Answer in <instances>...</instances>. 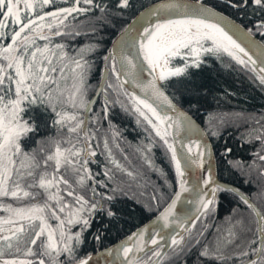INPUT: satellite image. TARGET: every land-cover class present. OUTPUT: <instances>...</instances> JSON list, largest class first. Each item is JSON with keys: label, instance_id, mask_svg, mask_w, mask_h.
Returning a JSON list of instances; mask_svg holds the SVG:
<instances>
[{"label": "snow or ice", "instance_id": "snow-or-ice-1", "mask_svg": "<svg viewBox=\"0 0 264 264\" xmlns=\"http://www.w3.org/2000/svg\"><path fill=\"white\" fill-rule=\"evenodd\" d=\"M210 58L264 92V0H0V264H264V192L257 206L213 166L264 179V125L240 134L250 163L211 142L243 114L198 123ZM221 194L243 207L202 243Z\"/></svg>", "mask_w": 264, "mask_h": 264}, {"label": "trees", "instance_id": "trees-1", "mask_svg": "<svg viewBox=\"0 0 264 264\" xmlns=\"http://www.w3.org/2000/svg\"><path fill=\"white\" fill-rule=\"evenodd\" d=\"M158 0H134V4H143L147 6L149 4L155 3ZM209 3H216L217 0H208ZM56 3H62V0H56ZM131 18V13L129 14V19ZM83 42L81 40L71 41L73 44H78ZM104 43L107 46L111 45L110 32L104 33ZM225 63H227V58H225ZM98 73H94L90 83H95L98 80ZM198 82H203L209 86L212 91V97L209 98V103L205 105L199 112L201 127H204L203 120L209 118V113L213 116H219L222 113H241L243 117L240 119L238 124H232L227 127L225 133H222L219 140H211L215 144L228 143L232 146L233 152L230 159H236L246 163L252 161V154L255 152L254 144L251 143H241L239 137L240 134L248 127H259L264 125V92H262L258 86L253 84L248 80L247 76L243 72L225 69L220 63L215 61L214 58H210L209 66H204L197 77ZM225 90L234 93L230 96H225ZM119 124L122 134L126 141L131 144H135L141 135L139 129L136 128L134 122L130 117L122 116L120 120L117 121ZM126 151L129 153L132 160V164L129 165L133 168H138L140 166V161L137 159L136 154L132 151L130 147L125 145ZM155 163L158 167H162L166 172L169 173V179L174 180V173L170 171L167 161L162 157L159 150H156ZM216 165V175L220 182L234 186L240 189L242 193L252 199L253 203L259 206L262 192H264V179H262L255 171L249 175H241L240 173L234 171L226 161L220 162ZM93 170L98 171L96 165H93ZM153 184H160L162 181L157 176L156 173L147 174ZM149 194L151 193V187L148 188ZM147 197L145 196V199ZM135 206V205H133ZM237 207H243L239 203L238 198H234L230 194H221L217 204V211L214 218L208 221L210 225L209 228L205 230L204 236L201 238L202 243L212 244L216 241L218 236V229H226V217L232 214V209ZM142 217L137 214V219ZM148 219H143V223L147 222ZM94 221V225H95ZM135 223V221H133ZM127 227V226H126ZM115 234H113L114 236ZM112 241L113 237H109ZM115 242V241H113ZM94 242L89 247V251L95 249ZM103 248L100 249L102 251ZM190 262H194V255L188 257Z\"/></svg>", "mask_w": 264, "mask_h": 264}, {"label": "water", "instance_id": "water-1", "mask_svg": "<svg viewBox=\"0 0 264 264\" xmlns=\"http://www.w3.org/2000/svg\"><path fill=\"white\" fill-rule=\"evenodd\" d=\"M158 2V1H157ZM156 3V2H155ZM214 169H215V162H214ZM214 174H215V171H214ZM215 176H216V174H215ZM216 178H217V176H216ZM218 180V179H217ZM222 183V182H221ZM180 207V205L178 204V208ZM145 223H148V221L147 222H145ZM103 251V250H102ZM101 259V264H103V257H101L100 258Z\"/></svg>", "mask_w": 264, "mask_h": 264}]
</instances>
